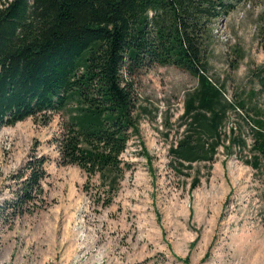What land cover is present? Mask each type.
<instances>
[{
    "label": "rangeland",
    "instance_id": "obj_1",
    "mask_svg": "<svg viewBox=\"0 0 264 264\" xmlns=\"http://www.w3.org/2000/svg\"><path fill=\"white\" fill-rule=\"evenodd\" d=\"M228 2L232 11L214 28L208 76L226 98L264 111V0ZM195 87L172 66L138 76V133L122 155L131 169L108 207L96 202L97 180L87 188L77 167L59 165L52 143L59 116L46 126L27 119L0 129V205L31 151L49 159L47 207L11 227L0 221V264H264V167L245 163L252 132L243 120L230 113L223 132L241 126L247 148L220 147L211 167L171 168L169 148L182 135L178 119Z\"/></svg>",
    "mask_w": 264,
    "mask_h": 264
},
{
    "label": "trees",
    "instance_id": "obj_2",
    "mask_svg": "<svg viewBox=\"0 0 264 264\" xmlns=\"http://www.w3.org/2000/svg\"><path fill=\"white\" fill-rule=\"evenodd\" d=\"M232 9L228 0H3L0 129L27 119L46 126L59 116L52 142L59 165L77 167L87 188L97 180L96 202L108 207L131 169L122 155L138 133L136 79L172 66L196 80L178 119L182 135L169 148L172 170L211 167L220 147L247 148L241 126L229 127L228 136L223 132L234 113L252 132L245 163L259 171L264 111L245 99L226 98L208 76L216 22ZM254 96L251 90L249 100ZM48 161L31 151L12 176L11 198L0 205L2 225L46 209ZM199 183L196 175L191 187Z\"/></svg>",
    "mask_w": 264,
    "mask_h": 264
}]
</instances>
